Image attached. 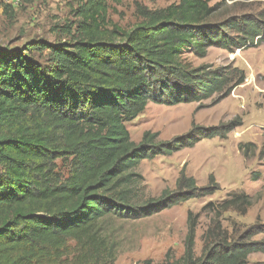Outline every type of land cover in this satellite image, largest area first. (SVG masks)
I'll return each instance as SVG.
<instances>
[{
	"label": "trees",
	"instance_id": "1",
	"mask_svg": "<svg viewBox=\"0 0 264 264\" xmlns=\"http://www.w3.org/2000/svg\"><path fill=\"white\" fill-rule=\"evenodd\" d=\"M74 1L76 27L68 26L65 39L0 46V264H117L119 221L220 189L213 176L199 186L182 170L174 190L153 196L137 162L241 124L223 133L194 126L170 140L146 131L139 142L127 127L150 102L228 96L244 82L242 71L194 66L185 54L204 57L210 46L234 51L261 41L264 10L213 20L217 7L209 0H177L124 29L108 18V2L121 0ZM229 196L200 255L199 214L190 211L183 254L138 264H250L252 253H264V239H254L264 225L230 235L222 212L251 199Z\"/></svg>",
	"mask_w": 264,
	"mask_h": 264
},
{
	"label": "rangeland",
	"instance_id": "2",
	"mask_svg": "<svg viewBox=\"0 0 264 264\" xmlns=\"http://www.w3.org/2000/svg\"><path fill=\"white\" fill-rule=\"evenodd\" d=\"M175 1H109L108 18L129 29L143 20L146 13ZM209 1L217 7L213 20L264 10V0ZM76 7L74 0H0V46L19 47L31 39L50 42L65 39L68 26L76 27ZM261 39L234 51L210 46L204 57L185 54L194 66L207 64L242 71L244 82L228 96L219 98V94H214L202 101L178 105L150 102L143 113L127 122L136 142L146 131L157 132L161 140H170L190 132L194 126L221 127L223 133L232 122L241 124L215 137L201 136L194 144L171 155L142 158L137 162L135 171L142 174L147 192L153 196L161 195L165 189L174 190L182 170L194 177L199 186L207 185L213 176L220 189L145 218L119 221L121 246L117 264H138L145 259L160 262L167 252L181 256L190 211L199 214L196 253L200 255L205 231L230 194L247 195L251 199L250 204L241 203L222 212L220 220L230 235L255 224L264 225V37ZM215 99L218 100L214 102ZM254 239H264V233ZM249 263L264 264V253H252Z\"/></svg>",
	"mask_w": 264,
	"mask_h": 264
}]
</instances>
